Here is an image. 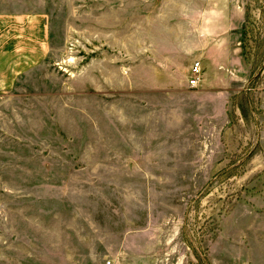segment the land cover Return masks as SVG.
Listing matches in <instances>:
<instances>
[{
    "label": "rangeland",
    "instance_id": "obj_1",
    "mask_svg": "<svg viewBox=\"0 0 264 264\" xmlns=\"http://www.w3.org/2000/svg\"><path fill=\"white\" fill-rule=\"evenodd\" d=\"M0 2L49 41L0 92V264H264V0ZM223 3L244 61L214 106L185 51Z\"/></svg>",
    "mask_w": 264,
    "mask_h": 264
},
{
    "label": "crops",
    "instance_id": "obj_2",
    "mask_svg": "<svg viewBox=\"0 0 264 264\" xmlns=\"http://www.w3.org/2000/svg\"><path fill=\"white\" fill-rule=\"evenodd\" d=\"M32 9L27 5L15 7L0 4V11L21 12ZM232 10L230 4L223 3L221 8L210 9L211 13L197 20L195 43L185 51L192 63L188 86L190 87L191 69L194 63L199 62L203 70L200 91L205 99L214 101V106L222 105L223 95L230 101V92L237 81L239 66L244 61L241 50L232 46L235 29L242 27H235L237 24L234 26ZM162 27L167 31V36L168 24L163 22ZM46 32V18L43 15L0 14V92L13 90L21 76L45 58L49 42ZM177 47L175 51L178 50ZM259 95L260 107L264 112V85ZM259 147L264 158V129L260 133Z\"/></svg>",
    "mask_w": 264,
    "mask_h": 264
},
{
    "label": "built area",
    "instance_id": "obj_3",
    "mask_svg": "<svg viewBox=\"0 0 264 264\" xmlns=\"http://www.w3.org/2000/svg\"><path fill=\"white\" fill-rule=\"evenodd\" d=\"M192 76L189 80V85L191 88H197L201 82L203 70L199 62L194 63L191 69Z\"/></svg>",
    "mask_w": 264,
    "mask_h": 264
}]
</instances>
